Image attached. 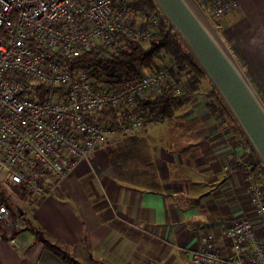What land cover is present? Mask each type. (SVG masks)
Segmentation results:
<instances>
[{"label":"crops","instance_id":"crops-1","mask_svg":"<svg viewBox=\"0 0 264 264\" xmlns=\"http://www.w3.org/2000/svg\"><path fill=\"white\" fill-rule=\"evenodd\" d=\"M236 3L219 20V32L264 93V0ZM208 92L201 79L158 126L138 130L135 136L148 140L132 145V165L110 164L115 147L108 140L39 201L21 190L12 195L10 213L27 226L16 233L17 250L7 242L11 229H0V264H66L33 229L87 264H200L190 252L203 233L225 250L228 222L253 215L245 164L253 153L231 120L208 108Z\"/></svg>","mask_w":264,"mask_h":264},{"label":"built area","instance_id":"built-area-1","mask_svg":"<svg viewBox=\"0 0 264 264\" xmlns=\"http://www.w3.org/2000/svg\"><path fill=\"white\" fill-rule=\"evenodd\" d=\"M136 0H0V188L29 193L34 202L50 194L52 183L71 173L80 161L110 137L130 136L163 121L138 109L141 97L190 95L187 80L175 82L169 68L147 69L120 83L92 82L85 69L67 59L99 45L111 46L118 34L159 44V17L135 11ZM219 30V20L236 8V0H198ZM148 18V19H147ZM148 20V22H147ZM23 76L26 86L18 79ZM53 93L39 100L32 86ZM193 94V92H192ZM113 109L116 123L100 122ZM126 114L123 116L122 114ZM247 167L252 217L231 219L224 229L227 248L203 233L190 252L200 264H264V180L253 160ZM263 177V178H262ZM27 226L0 198V229H11L7 242L17 250V234ZM2 235L0 233V240Z\"/></svg>","mask_w":264,"mask_h":264},{"label":"trees","instance_id":"trees-1","mask_svg":"<svg viewBox=\"0 0 264 264\" xmlns=\"http://www.w3.org/2000/svg\"><path fill=\"white\" fill-rule=\"evenodd\" d=\"M133 7L136 12L145 13L148 18L151 14L157 15L159 17V24L154 28V35L160 40L159 44H155L153 42L144 44L138 37H129L124 34H118L111 46L99 45L93 49L84 51L67 59L66 62L71 70L74 68L85 69L89 79L92 82L118 84L125 79L137 78L142 74L144 67H149L152 69L153 65L156 64V59H158L160 65L156 66L154 70L168 67L173 80L178 82L180 79H182V77H185L188 87L191 90L190 95L174 96L168 89L159 96L153 98L141 97L139 99L138 109L145 115L150 117L161 116L164 118L166 112L171 108L173 103L187 100V98L192 96V92L196 90L197 85L201 82V79L205 80L206 82L207 80L197 64L194 63L187 50L183 47L178 37L172 31L167 22L162 18L153 0H136L133 4ZM232 51L251 80L252 84L258 91L259 95L264 100V93L259 90V88L252 81L248 72L245 70L246 63L244 59L235 50L232 49ZM18 79L24 84L23 86L25 87V78L23 76H19ZM32 90L35 96L41 101L45 100V96L47 94L54 92L51 90V88L43 85H34L32 86ZM207 96L211 98L207 105L208 108L212 112L217 111L221 115L229 118L233 123V129L239 133L244 145L251 151L237 125L234 123L225 106L217 96L215 90L210 85ZM101 114L102 118L99 119L100 122L105 123L107 126H112L116 123L117 113L114 112L113 109H104L101 111ZM125 114L126 112L122 115L124 116ZM123 148L124 149L120 148L118 150L111 151L108 154L110 164L114 168L118 164L117 160L118 162L120 160H125L127 162V148ZM253 163L256 168H261L254 154ZM262 176L264 177L263 171ZM19 190L21 189L18 187H11L9 193L5 195L0 188V198L7 203L8 207H10L12 195H14ZM21 191H23L24 194L26 193L29 195L27 191ZM33 230L36 233L37 238L43 241L44 247L53 254L57 255L64 263L87 264L85 262L78 261L60 247L48 242L39 229Z\"/></svg>","mask_w":264,"mask_h":264},{"label":"water","instance_id":"water-1","mask_svg":"<svg viewBox=\"0 0 264 264\" xmlns=\"http://www.w3.org/2000/svg\"><path fill=\"white\" fill-rule=\"evenodd\" d=\"M215 90L264 172V100L198 0H153Z\"/></svg>","mask_w":264,"mask_h":264},{"label":"rangeland","instance_id":"rangeland-1","mask_svg":"<svg viewBox=\"0 0 264 264\" xmlns=\"http://www.w3.org/2000/svg\"><path fill=\"white\" fill-rule=\"evenodd\" d=\"M210 18H211V16H210ZM212 21H213V18L211 19ZM152 70H154V69H150V71H152ZM145 72H148V70L147 69H145ZM160 123H158V124H156V125H153V126H151V127H156V126H158ZM148 128H150V127H148ZM143 129H145V128H143ZM141 130V129H140ZM140 130H139V132H140ZM138 133V132H137ZM136 134L135 133H133V134H131L130 136H115V137H110V139H109V141L112 143V147H115V149L113 150V151H115V150H118V149H120V148H122V149H124L123 147H125V148H127L126 150H127V157H128V159H127V164L128 165H132V163H133V158H134V156L136 157V153H135V151L132 149V145L135 143V141L137 140L138 142L139 141H147L148 139L147 138H140V136L139 137H136L135 136ZM134 136L136 137V138H134ZM127 146V147H126ZM139 157V156H138Z\"/></svg>","mask_w":264,"mask_h":264}]
</instances>
